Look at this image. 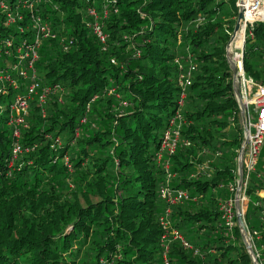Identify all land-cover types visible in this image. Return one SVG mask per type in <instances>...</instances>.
<instances>
[{
  "label": "trees",
  "instance_id": "16d2710c",
  "mask_svg": "<svg viewBox=\"0 0 264 264\" xmlns=\"http://www.w3.org/2000/svg\"><path fill=\"white\" fill-rule=\"evenodd\" d=\"M238 15V0H0V264H254L220 210L245 141L226 52ZM243 69L264 87V21ZM262 193L264 144L245 216L260 264Z\"/></svg>",
  "mask_w": 264,
  "mask_h": 264
},
{
  "label": "built area",
  "instance_id": "2783aa9c",
  "mask_svg": "<svg viewBox=\"0 0 264 264\" xmlns=\"http://www.w3.org/2000/svg\"><path fill=\"white\" fill-rule=\"evenodd\" d=\"M242 6L244 9V21L242 24L241 31L243 32L244 45L246 41L247 29L249 25H253L255 22L264 21V0H244L243 3L238 2V6ZM93 14L94 11H92ZM36 27H38L39 32L44 34L45 36L50 35V29L44 25H42L41 18L35 19ZM95 33L101 38L102 41H105L106 35L103 33L101 27L96 22L94 24ZM249 35L253 37V32L250 31ZM242 53V52H241ZM37 58L36 54L33 56V60L30 62L29 66H32L33 61ZM238 66L240 68V84L242 89V98L245 105V115H246V123L243 125L245 137H248V143L245 148L244 153V179L242 185L240 187L239 194H237L238 190V181L236 182V186H233L234 196L227 201H222L220 203V210L222 212V218L229 228H233L235 225V218L237 215L236 210V196L239 195V200L244 201L247 199L246 189L248 187V179L251 172H253L257 166L259 156L261 154V150L264 144V87L258 85L251 80H249L244 73V69L242 68L243 63V53L236 55ZM22 75H25V71L21 72ZM37 85L34 84L30 87V91H33ZM252 86L255 88L253 89ZM45 91L44 94L40 97V102L43 103L45 101ZM16 107V111L18 112V117L13 119L14 124H21L24 122L22 113H27L28 105L26 101H18ZM254 107L257 116H253L251 114V108ZM20 114V115H19ZM175 127V126H174ZM179 139V128H174L168 131L163 141V149L172 154L175 150L176 143ZM23 152V147L19 143V139L16 140L13 155L14 159L17 158ZM68 160V158L66 159ZM166 170L169 168V163L165 166ZM162 196L165 197L171 204H174L181 199L187 198V193L183 191H179L177 194L171 193V190L168 186H164L161 189ZM248 200V199H247ZM243 203V202H241ZM161 223L166 227V221L161 218ZM174 235L176 239H180L186 246L188 243L184 239L182 235L178 233V231L173 230L170 232Z\"/></svg>",
  "mask_w": 264,
  "mask_h": 264
},
{
  "label": "water",
  "instance_id": "95a60500",
  "mask_svg": "<svg viewBox=\"0 0 264 264\" xmlns=\"http://www.w3.org/2000/svg\"><path fill=\"white\" fill-rule=\"evenodd\" d=\"M243 1L244 0H240V3H243ZM243 21H244V9L240 5L239 6L238 19H237L234 31L232 33V36H231V38H230V40L226 46V52H227V59H228V62L231 66L232 73H233L234 90H235V94H236L237 100L239 102L240 110H241L242 125H245V123H246L245 105L243 102L242 89H241V84L239 81L240 68L238 66L236 55H235L234 51H232L233 42H234L235 38L237 37V35L239 34V32H241ZM243 51H244V45L242 48V53H243ZM242 68H243V63H242ZM252 88L254 89L255 87L252 86ZM247 143H248V137L246 136L245 141L242 145L240 155H239V160H238L239 179H238L237 194H239L240 187H241L243 179H244V153H245V148H246ZM236 210H237V215H236L237 225L239 226V228L241 230L242 238H243V241L245 243V246H246L251 258L253 259L254 264H260L258 255H257L255 248H254V245H253V242H251L250 237H249L250 232H249L247 225H246V222H245L246 213L243 214V212H242V204L239 200V195L236 196Z\"/></svg>",
  "mask_w": 264,
  "mask_h": 264
},
{
  "label": "rangeland",
  "instance_id": "374dc122",
  "mask_svg": "<svg viewBox=\"0 0 264 264\" xmlns=\"http://www.w3.org/2000/svg\"><path fill=\"white\" fill-rule=\"evenodd\" d=\"M240 0H238V2H239ZM242 38H243V34H242ZM230 40V39H229ZM229 42V41H228ZM228 44V43H227ZM242 46H243V43H242ZM242 46L241 47H236L235 49H234V53H235V55H239V54H242L241 52H242ZM231 80H232V83H233V86H234V82H233V73H232V77H231ZM241 79L239 78V81H240ZM236 95V94H235ZM228 112H229V110H228ZM15 136H16V138L17 139H19L20 137H21V131H19V130H17L16 132H15ZM238 179H239V172H238V178H237V181H238ZM262 195H264V193H262ZM248 199V198H247ZM244 200V201H241V202H243V203H241L242 204V212H243V214H245L246 213V203L249 201V199L248 200ZM237 221V220H236ZM238 226V225H237ZM235 233H236V235H238L239 237H241V239L243 240V238H242V233H241V230H240V228H239V226H238V228L236 229V231H235ZM249 237H250V240H251V236H250V234H249ZM251 242H252V240H251Z\"/></svg>",
  "mask_w": 264,
  "mask_h": 264
},
{
  "label": "bare ground",
  "instance_id": "6f19581e",
  "mask_svg": "<svg viewBox=\"0 0 264 264\" xmlns=\"http://www.w3.org/2000/svg\"><path fill=\"white\" fill-rule=\"evenodd\" d=\"M242 34H243L242 31L239 32V34L235 38L233 45H232V51H234V48L242 46V43L244 42V39L242 38ZM243 45H244V43H243ZM242 48H243V46H242Z\"/></svg>",
  "mask_w": 264,
  "mask_h": 264
},
{
  "label": "crops",
  "instance_id": "0c3cea01",
  "mask_svg": "<svg viewBox=\"0 0 264 264\" xmlns=\"http://www.w3.org/2000/svg\"><path fill=\"white\" fill-rule=\"evenodd\" d=\"M235 49V48H234ZM235 52V51H234ZM247 206H248V202L246 203V208H247Z\"/></svg>",
  "mask_w": 264,
  "mask_h": 264
}]
</instances>
